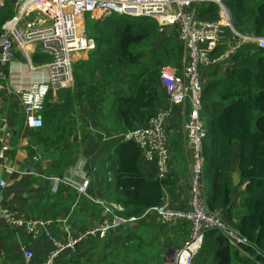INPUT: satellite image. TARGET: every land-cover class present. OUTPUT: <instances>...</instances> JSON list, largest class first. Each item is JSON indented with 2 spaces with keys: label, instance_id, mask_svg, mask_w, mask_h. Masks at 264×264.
Masks as SVG:
<instances>
[{
  "label": "crops",
  "instance_id": "0c3cea01",
  "mask_svg": "<svg viewBox=\"0 0 264 264\" xmlns=\"http://www.w3.org/2000/svg\"><path fill=\"white\" fill-rule=\"evenodd\" d=\"M8 3L6 0V4ZM84 26L88 32L90 29L87 20ZM252 30H255V27ZM170 31L173 30L168 33ZM177 40L179 41L178 36ZM232 44V35L227 33L218 49L221 48L223 53ZM28 51L33 64L38 67L36 70H31L18 47L14 62L8 66H0L7 87L0 93V264H39L56 249V241H72L85 230L103 221L105 215L101 206L80 198L63 185L56 188L54 182L49 179L61 176L69 167L73 157L67 153L75 154L81 151L85 154L91 170V192L95 198L115 202L120 184V162L115 147L121 137L110 135L106 128L111 107L108 103L113 91L110 90L109 96L104 99L98 96L88 97L86 91L75 84L73 88L62 93H52V105L56 103L65 108L71 106L73 109L70 110V119L56 122L53 130L45 132L49 135V142L55 144L50 152L46 153L45 145H37L34 138L33 133L39 130H34L28 125L21 92L33 83L48 80V70L45 67L47 63L40 64L36 62V58L51 57L43 55L35 45L30 46ZM90 54L76 53L74 64L87 61ZM182 56L179 60H176L175 56L170 60L178 73H182L189 62L185 50ZM227 69L226 63L203 68L200 72L202 88L208 86L216 75L225 76ZM159 102L158 105L165 108L169 114L167 131L170 136V173L165 178L170 181V186L164 187L162 201L172 208L190 211L191 172L186 159L187 145L183 126L192 106L190 102L172 105L166 100L165 94ZM64 130H70L69 137L63 136ZM58 139L62 141L58 142ZM70 139L73 146H65ZM63 150L66 151L64 160L60 156ZM237 159L232 173L237 186L234 198L228 209L219 212L222 219L232 226H239L245 214V184H240ZM139 165L149 178H157L156 162H148L141 157ZM1 181H5L4 187L1 186ZM238 202H241L244 208L242 214L237 213L235 209ZM6 207L20 218L45 222L40 234L34 237L24 229L7 225L2 215ZM191 232V222L174 220L163 224L158 215L150 209L136 222L121 225L105 240L82 242L75 249L61 252L58 264H168L164 262L163 256L181 247L189 239ZM26 254H31L29 262L26 260ZM232 257L234 264H239L235 261L234 254Z\"/></svg>",
  "mask_w": 264,
  "mask_h": 264
},
{
  "label": "trees",
  "instance_id": "16d2710c",
  "mask_svg": "<svg viewBox=\"0 0 264 264\" xmlns=\"http://www.w3.org/2000/svg\"><path fill=\"white\" fill-rule=\"evenodd\" d=\"M8 1L5 8L0 9V34L14 17L15 0ZM222 2L230 9L237 31L264 37V0ZM196 9L202 21L220 19L216 3H202ZM88 34L96 41L97 49L87 61L74 64V81L88 97L104 99L113 91L106 128L110 135L119 137L155 116L164 95L158 60L161 57L164 63H171L174 56L179 60L184 55V47L182 45L178 52L168 43L151 50L152 44L160 38L159 25L148 18L101 17ZM221 53V48L216 51L217 55ZM36 60L40 64L50 62V58ZM51 94L43 112L45 127L33 133L36 144L45 145L46 153L55 144L50 143L44 133L53 130L56 122L70 119L73 109L70 105V108L52 105ZM202 106L203 117L209 121L202 147L205 180L216 173L212 193L205 195V202L218 214L230 207L237 187L232 173L238 158L240 184H245V214L238 231L249 244L243 245L241 252L223 234L217 236L218 231L211 230L207 250L195 264H234L233 254L239 264H264V48L248 45L234 55L225 76L216 75L203 87ZM118 141L115 152L120 162V184L115 202L125 207L126 218H139L160 205L164 187L170 186V181L149 178L139 165L142 152L138 144L123 138ZM65 154V150L60 153L63 160Z\"/></svg>",
  "mask_w": 264,
  "mask_h": 264
},
{
  "label": "built area",
  "instance_id": "2783aa9c",
  "mask_svg": "<svg viewBox=\"0 0 264 264\" xmlns=\"http://www.w3.org/2000/svg\"><path fill=\"white\" fill-rule=\"evenodd\" d=\"M205 2L219 4V10L223 11L218 21H202L197 17L196 6ZM5 6L6 0H0V9ZM13 11L14 17L5 24L0 34V66H8L14 62L17 47L23 52L31 70L38 67L32 62L28 51L30 46H37L43 55L51 57L50 62L45 65L48 80L33 83L21 92L28 125L34 130L44 127L42 114L48 96L75 86V54L93 53L97 49L96 41L89 36L84 26L87 13L93 20L117 15L148 18L157 21L160 34L169 30L177 33L189 62L182 73H178L170 63L163 64L159 80L170 104L184 105L190 102L192 106L183 126L187 145L186 159L191 172V209H175L162 201L152 210L163 224L174 220L191 222L192 232L181 247L169 255H164L163 260L169 264H195L207 250V236L211 230L220 231L235 248L243 252V245H248L249 241L229 227L218 213L212 212L205 202L206 180L202 147L207 128L203 122L200 72L203 68L220 63L229 66L232 57L248 45L264 48V37L237 31L233 25L232 13L222 0H16ZM227 33L232 35L233 44L217 55L216 51ZM6 89L4 76L0 71V93ZM168 117L167 110L159 104L155 116L146 124L120 136L126 141H135L145 160L156 162L157 177L161 180L167 178L170 173ZM90 171L88 159L79 156L61 176L49 179L54 182L56 188L63 185L80 198L101 206L105 215L103 221L85 230L72 241H56V249L39 264H58L61 252L75 249L82 242L105 240L121 225L139 219L126 218V209L121 203L95 198L91 192L93 185ZM8 172L11 173V170ZM1 186H5V181H1ZM2 215L7 225L24 229L34 237H37L45 226V222L41 220L20 218L7 207L3 209ZM26 260H31V254H26Z\"/></svg>",
  "mask_w": 264,
  "mask_h": 264
},
{
  "label": "rangeland",
  "instance_id": "374dc122",
  "mask_svg": "<svg viewBox=\"0 0 264 264\" xmlns=\"http://www.w3.org/2000/svg\"><path fill=\"white\" fill-rule=\"evenodd\" d=\"M86 20H87V22H88V26H89V29L91 30V28L95 25V23H96V20H93V19H91V17H90V14L89 13H87L86 15ZM88 29V30H89ZM89 30V31H90ZM159 36H160V38L158 39V41L157 42H155L154 44H152V47H151V50H154L155 48H157L158 46H161V45H166V44H168V43H170V44H172V45H174L175 47H176V49L178 50V52H180V47L182 46V44H180V42L177 40V33L176 32H173V31H170L169 33L167 32V33H165V34H160L159 33ZM177 52V53H178ZM176 54V53H175ZM175 54H173V55H175ZM183 57V56H182ZM181 57V58H182ZM158 63L160 64V65H163V64H165L162 60H161V57H160V59L158 60ZM203 70H201V72H202ZM203 122H204V125H205V127L208 129L209 128V121H208V119L207 118H203ZM64 135H66V136H68L69 137V135H70V130H64L63 131V136ZM71 135H72V137H74L73 136V134L71 133ZM114 135H116V134H114ZM44 136L45 137H48L49 135L47 134V133H44ZM75 141H76V139H75ZM73 143H71V139L70 140H67V142H66V144H65V146H67V145H69V146H73L72 145ZM75 144V143H74ZM76 145V144H75ZM67 155H70V156H72V157H74L75 156V158H74V160H73V162L71 163V164H74V162L76 161V159L79 157V156H84L85 157V154L84 153H81V151L80 152H76L75 154H69V153H67ZM145 172V171H144ZM215 174L216 173H213L212 174V176L211 177H207V179H206V190H205V195L207 194V193H212V183H213V180H214V178H215ZM245 198V196L243 197V199ZM235 209L237 210V213H240V214H242L243 213V210H244V208H243V206H242V203L241 202H238L237 203V205L235 206ZM220 215V214H219ZM224 218H225V215L223 214L222 215ZM225 222V221H224ZM226 223V222H225ZM227 224V223H226ZM229 227H231L235 232H238L239 233V231H238V225L237 226H232V225H229V224H227ZM221 232L219 231V232H216V235L217 236H220L221 234H220ZM168 264H169V262H168Z\"/></svg>",
  "mask_w": 264,
  "mask_h": 264
},
{
  "label": "bare ground",
  "instance_id": "6f19581e",
  "mask_svg": "<svg viewBox=\"0 0 264 264\" xmlns=\"http://www.w3.org/2000/svg\"><path fill=\"white\" fill-rule=\"evenodd\" d=\"M205 3H214V2H205ZM217 4V3H216ZM218 7L220 8L219 4H217ZM228 8V7H227ZM229 9V8H228ZM230 10V9H229ZM223 10H220V13H222ZM98 16H100V14H98Z\"/></svg>",
  "mask_w": 264,
  "mask_h": 264
},
{
  "label": "water",
  "instance_id": "95a60500",
  "mask_svg": "<svg viewBox=\"0 0 264 264\" xmlns=\"http://www.w3.org/2000/svg\"><path fill=\"white\" fill-rule=\"evenodd\" d=\"M101 17H99L98 19H100Z\"/></svg>",
  "mask_w": 264,
  "mask_h": 264
}]
</instances>
